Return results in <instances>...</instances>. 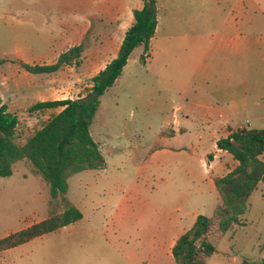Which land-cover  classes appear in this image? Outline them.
Returning a JSON list of instances; mask_svg holds the SVG:
<instances>
[{
	"label": "rangeland",
	"instance_id": "rangeland-1",
	"mask_svg": "<svg viewBox=\"0 0 264 264\" xmlns=\"http://www.w3.org/2000/svg\"><path fill=\"white\" fill-rule=\"evenodd\" d=\"M216 1L203 6L202 0H193L187 5L195 18L205 8L215 21L225 13V4ZM180 8L171 3L165 11L174 14ZM73 12L69 0H0V58L9 59L0 65V100L14 99L10 112L19 117V144L57 114L54 108L30 112V106L68 89L63 76L30 73L17 60L51 64L64 37L56 23ZM142 53L140 46L135 49L123 77L106 95L103 111L90 126L103 161L68 179L67 196L83 218L0 251V264H176L169 243L190 222H158L161 210L196 206L209 216L214 214L220 195L210 181L212 173L200 161L202 152L210 148L208 117L193 114L196 124L190 133L167 142V121L182 119L187 99L203 91L201 85L188 84L195 67L182 57L177 66H165L156 54L144 62ZM173 80L185 83L179 86ZM45 81L47 87L40 84ZM90 83L92 79H86L83 85ZM247 117L251 116H238L240 122ZM176 140L180 146L174 150L171 145ZM160 145L169 150H161ZM49 189L26 159L11 176L0 177V239L60 211V201L51 200ZM244 218V226L223 234L215 217L209 239L217 250L206 264H250L264 258V181L252 193Z\"/></svg>",
	"mask_w": 264,
	"mask_h": 264
},
{
	"label": "crops",
	"instance_id": "crops-1",
	"mask_svg": "<svg viewBox=\"0 0 264 264\" xmlns=\"http://www.w3.org/2000/svg\"><path fill=\"white\" fill-rule=\"evenodd\" d=\"M156 1L158 25L149 49L150 61L156 54L157 60L165 66H177L182 57L195 67L188 84L194 83L203 87L200 94L187 99L182 119L167 121V142L190 133L189 130L196 124L191 118L193 114L207 116L206 123L211 130L208 135L212 145L210 142V148L202 152L200 161L207 173H212L210 181L216 187V178L224 176L239 165L230 152L218 147V140L240 129L264 128V0H217V4H225V13L215 21L212 11L207 13L205 8H202L198 18H195L187 5L193 0ZM209 1L211 0H202L203 6ZM69 3L74 12L56 23L58 31L64 37L52 63L57 61L61 53L86 40L87 47L83 52L82 63L79 67L73 63L52 73H41L63 76L68 90L59 97L39 99L37 102L84 97V88L90 87L92 83H83L86 79H92L117 57L126 32L135 21L134 10L143 7L142 0H69ZM171 3L179 4L181 14L180 11L175 12V15L167 14L165 10ZM161 10L165 13L162 14ZM187 25L189 27L186 29ZM140 47L143 52V46ZM134 51L122 75L102 96L95 118L103 111L106 95L117 85L130 65ZM175 83L182 86L185 82L173 80V84ZM40 84L44 87L49 85L46 81ZM30 86L35 85L32 83ZM13 100L8 103L2 101L8 105L9 111L10 102ZM54 109L59 113L63 107ZM240 115L251 117L240 122ZM200 120L204 123L202 118ZM186 140L187 138L183 141ZM193 142L192 139L190 144L194 147ZM179 144V140H176L171 145L172 149H177ZM160 147L161 150H169L164 145ZM261 158L264 160V153ZM22 160L14 163L13 169ZM261 182L263 181L259 183ZM220 204L221 196L212 216ZM200 214L208 215L196 206L183 211L180 207L172 212L161 210L158 222H176L177 225L180 222H190L186 228L176 231L172 236L169 243L172 257L173 246L179 237L193 226Z\"/></svg>",
	"mask_w": 264,
	"mask_h": 264
},
{
	"label": "trees",
	"instance_id": "trees-1",
	"mask_svg": "<svg viewBox=\"0 0 264 264\" xmlns=\"http://www.w3.org/2000/svg\"><path fill=\"white\" fill-rule=\"evenodd\" d=\"M143 7L134 10L135 21L127 30L119 53L103 70L92 78V85L84 97L62 100H45L34 103L29 111L50 108L63 109L53 115L43 126L28 137L24 144L16 141L19 117L8 110L0 100V177L13 173V165L19 160L30 161L49 185L52 201H60L61 209L48 218L33 223L0 239V251L24 244L34 238L55 231L80 220L83 214L68 198V179L85 169L95 168L103 161L99 144L91 134L90 126L101 105V98L122 75L130 55L143 46L141 61L149 56L151 41L158 25L156 0H142ZM87 39V37H86ZM87 47L84 40L71 47L52 64H29L17 60L30 73H52L65 65L80 66ZM9 59L0 58V65ZM218 147L230 152L239 165L215 180L221 196V204L214 216L200 214L193 226L182 234L172 248L176 264H206L217 248L209 239L216 226L225 234L235 226H244L249 200L264 181V128H244L233 131L218 140ZM250 264H264V258Z\"/></svg>",
	"mask_w": 264,
	"mask_h": 264
}]
</instances>
